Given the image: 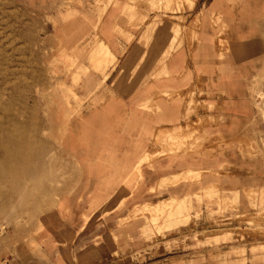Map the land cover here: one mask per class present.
<instances>
[{"label": "crops", "instance_id": "crops-1", "mask_svg": "<svg viewBox=\"0 0 264 264\" xmlns=\"http://www.w3.org/2000/svg\"><path fill=\"white\" fill-rule=\"evenodd\" d=\"M58 1L43 0L42 15L57 41L48 51L51 84L73 91L67 99L59 89L57 118L69 119L73 142L61 147L74 174L44 214L38 255L6 264H85L115 238L123 248L141 243L121 223L136 209L210 190L235 211L264 209V0H110L100 14L83 0L63 19ZM169 240L171 250L157 247L154 261L127 248L95 264L237 261L191 240L182 247L177 234ZM248 249L244 264H264Z\"/></svg>", "mask_w": 264, "mask_h": 264}, {"label": "rangeland", "instance_id": "rangeland-1", "mask_svg": "<svg viewBox=\"0 0 264 264\" xmlns=\"http://www.w3.org/2000/svg\"><path fill=\"white\" fill-rule=\"evenodd\" d=\"M109 2L93 0L91 8L100 14ZM82 3L83 0L58 1L55 17L63 19L65 14L77 13V6ZM42 4L43 0H0V142L5 141L3 130L13 128L16 137L23 140L13 156L14 164L19 168L29 162L39 177L29 181L18 170L14 176L21 185L27 186V195L17 191L11 199L6 197L5 183H0V264L38 255L35 237L46 226L43 221L47 215L44 214L57 207L59 194L71 184L68 180L74 174L61 147L68 137L70 143L73 142L72 134L64 133L69 119L57 118L59 89L67 99L73 91L51 84L56 82L53 80L56 71L48 69V61L53 57L48 51L49 48L51 53L54 51L57 41L47 36L43 22H47L48 16L43 18ZM258 109L264 121V101ZM259 139L264 147V130ZM178 147L169 143L168 150ZM221 194L210 190L195 195L194 199L136 209L121 223L134 228L141 243L131 242L123 248L116 245L115 238L103 248L91 249L90 259L85 264L120 258L127 248L129 257L142 261L140 253H145L154 261L159 251L157 247L171 250L169 239L175 234L182 247L185 240H191L193 247H208L210 254L217 252L215 257L222 262L234 257L235 264H244L248 248L252 255L264 256V209L255 207L251 213L232 214L236 209L232 204L213 201ZM203 203L207 209L204 216L200 213ZM214 205L219 207L216 212L211 210ZM225 212L227 218L218 220L216 216ZM262 260L264 262V258Z\"/></svg>", "mask_w": 264, "mask_h": 264}, {"label": "bare ground", "instance_id": "bare-ground-1", "mask_svg": "<svg viewBox=\"0 0 264 264\" xmlns=\"http://www.w3.org/2000/svg\"><path fill=\"white\" fill-rule=\"evenodd\" d=\"M3 132L5 133L6 137L3 143L0 142V157L2 158L0 160V183L1 181L5 183L7 190L6 197L11 199L13 194L17 191H21L22 195H27V192H25L27 186L25 184L21 185L19 180L14 176L18 170H20V172L23 174L22 176H24L29 181L38 180L39 177L37 176L36 171L32 169L29 162L23 163L19 167L20 169L14 164L13 156L16 154L23 140H20L16 137L14 129L10 126L6 127Z\"/></svg>", "mask_w": 264, "mask_h": 264}, {"label": "built area", "instance_id": "built-area-1", "mask_svg": "<svg viewBox=\"0 0 264 264\" xmlns=\"http://www.w3.org/2000/svg\"><path fill=\"white\" fill-rule=\"evenodd\" d=\"M226 214H228L227 212H225V213H223V214H221V215H218V216H216L217 218H218V220H220V218H222V220H224L223 218H227L225 215ZM232 214H235V215H237V214H240V212L239 211H234V213H232Z\"/></svg>", "mask_w": 264, "mask_h": 264}]
</instances>
